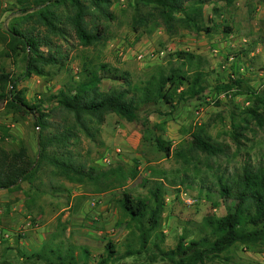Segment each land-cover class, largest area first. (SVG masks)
<instances>
[{
  "label": "rangeland",
  "instance_id": "obj_1",
  "mask_svg": "<svg viewBox=\"0 0 264 264\" xmlns=\"http://www.w3.org/2000/svg\"><path fill=\"white\" fill-rule=\"evenodd\" d=\"M135 5V0H110L111 19L90 16L89 26L92 22L104 26L103 37L94 44L81 45L68 25L63 36L50 34L49 47L40 44L39 48L61 56L62 65L46 64L41 74L21 76L26 51L8 49L7 30L19 22L41 36L43 25L24 17L32 9L22 11L19 0H0V70L18 77L16 88L28 101L41 103L44 111L49 109V133L72 126V115L57 104L56 93L62 86L84 78V64L105 62L126 72L132 84H140L157 67H167L169 53L176 49L199 53L207 60L203 65L207 71L204 89L197 96L177 97L184 81L171 91L168 102L159 99L141 105L137 115L147 118L148 129H143L138 119L129 121L106 111L101 122L90 123L91 136L74 124L75 135L67 142L47 146L49 154L107 169L108 187L69 180L57 173L53 164L41 159L27 179L0 189V262H17L33 252L40 255L39 261H55L57 252L71 248L77 264H94L104 252L106 240L122 252L130 226L117 198L122 191L145 194L151 179L163 183L161 244L172 246L183 232L187 237L196 236L203 215H221L231 208V201L218 193L213 175L232 176L240 171L246 158L256 162L264 153V125H257L253 119L248 120L238 145L229 136L230 112L239 114L250 104L249 89L264 92V3L203 0L201 28L175 21L170 32L157 17L134 27ZM137 6L138 10H146L144 5ZM58 8L65 10L63 5ZM180 15L177 12L175 16ZM222 25L229 31L224 32ZM99 72L101 77L92 88L94 94L108 93L122 84L112 72ZM198 124H203L225 151L208 158L195 157L192 162L196 168L189 164L188 177L181 181L180 158L158 150L153 137L159 135L175 148ZM36 132L28 111L10 108L0 100V144L4 148L14 149L21 143L33 159L37 154ZM132 260L136 259L127 256L124 261L108 264H128ZM261 263L264 264V244L236 242L204 264Z\"/></svg>",
  "mask_w": 264,
  "mask_h": 264
},
{
  "label": "trees",
  "instance_id": "obj_2",
  "mask_svg": "<svg viewBox=\"0 0 264 264\" xmlns=\"http://www.w3.org/2000/svg\"><path fill=\"white\" fill-rule=\"evenodd\" d=\"M25 18L34 19L36 24L43 25L44 32L37 36L31 29L23 28L16 22L7 30V47L10 51L21 48L26 51L21 76L31 73L41 74L46 64L62 65L61 56L43 51L40 44L49 47V35L63 36L68 25L73 35L81 45H91L98 42L104 34V26L92 22L87 24L90 16L111 19L110 0H19ZM203 0H135V12L132 24L135 27L146 23L150 17L159 18L167 29L173 31L172 23L177 21L194 29L201 28V7ZM229 2L230 0H225ZM264 3V0H261ZM188 2V3H187ZM63 5L64 11L58 6ZM137 5L146 6V10H138ZM180 16H175L176 13ZM23 17V18H24ZM62 23V24H60ZM208 26L205 28L207 29ZM224 32L229 27L222 25ZM20 45V46H19ZM243 52L246 48L241 49ZM207 63L204 56L184 49H176L169 53L167 67L159 66L142 83L132 84L126 72L119 71L105 62L93 66L84 64L81 68L84 78H79L73 84L62 86L56 93L57 104L70 113L72 126H64L56 132L49 133L48 110H42L41 103L28 101L21 89L16 88L18 77H12L0 70V100L14 109L24 108L31 114L32 122L37 127V154L31 158L26 147L19 144L14 149H6L0 144V189L17 186L21 180L27 179L35 171L39 160L46 159L53 164L69 180L100 184L102 188L110 185V174L107 169L95 165H84L69 156L58 157L49 154L47 146L51 143H65L75 135L74 124L91 136L90 123L101 122L106 111H113L126 120L138 119L143 129H148L147 118L138 117L137 110L146 102L171 99V91L181 85L185 86L177 94L178 98L197 96L205 85L207 71L203 65ZM105 70L116 75L121 83L114 86L108 93L94 94L92 88L99 81V71ZM238 83L237 78H232ZM250 104L239 114L230 112L229 136L236 145L249 119L259 125H264V92L253 89L247 91ZM188 138L178 142L175 148L169 140L159 135L153 137L158 150L165 155L170 152L180 158L183 181L189 164L195 169L193 159L200 155L208 158L224 153L222 144L211 138L203 124H198L189 131ZM145 136V135H144ZM214 183L223 199L231 201V208L221 215L205 214L199 222V233L187 237L181 233L175 243L169 247L162 246L163 233L159 228L160 213L163 206V183L160 179H151L145 194H131L122 191L117 198L119 207L128 218L129 239L122 252L115 249L111 240L104 243V252L99 255L94 264H108L124 261L127 256L136 260L128 264H204L207 260L226 251L236 242L255 245L264 244V153L260 160L250 162L246 158L238 173L234 175L214 174ZM201 182L203 181L202 178ZM173 181V180H172ZM132 242L137 243L133 246ZM86 253V250H83ZM30 253L17 262L1 261L0 264H77L75 256L68 248L63 253H56V260L44 258ZM125 264V262H122ZM262 264V263H261Z\"/></svg>",
  "mask_w": 264,
  "mask_h": 264
},
{
  "label": "built area",
  "instance_id": "obj_3",
  "mask_svg": "<svg viewBox=\"0 0 264 264\" xmlns=\"http://www.w3.org/2000/svg\"><path fill=\"white\" fill-rule=\"evenodd\" d=\"M141 55H142V54H141V53H139V54H138V57H140ZM187 201H190V200H187Z\"/></svg>",
  "mask_w": 264,
  "mask_h": 264
},
{
  "label": "crops",
  "instance_id": "obj_4",
  "mask_svg": "<svg viewBox=\"0 0 264 264\" xmlns=\"http://www.w3.org/2000/svg\"><path fill=\"white\" fill-rule=\"evenodd\" d=\"M232 74V73H231Z\"/></svg>",
  "mask_w": 264,
  "mask_h": 264
}]
</instances>
